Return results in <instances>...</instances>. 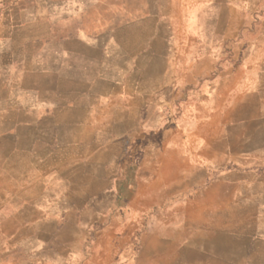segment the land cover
<instances>
[{"label":"crops","instance_id":"crops-1","mask_svg":"<svg viewBox=\"0 0 264 264\" xmlns=\"http://www.w3.org/2000/svg\"><path fill=\"white\" fill-rule=\"evenodd\" d=\"M9 1L0 0V264H91L85 212L119 193L127 144L139 150L130 192L209 211L179 218L178 241L192 234L210 258L264 264V0H65L49 12V36L40 4L17 0L11 21ZM202 32L211 48L245 35L225 77L242 89L185 91L202 74ZM182 98L174 124L170 106Z\"/></svg>","mask_w":264,"mask_h":264},{"label":"rangeland","instance_id":"rangeland-1","mask_svg":"<svg viewBox=\"0 0 264 264\" xmlns=\"http://www.w3.org/2000/svg\"><path fill=\"white\" fill-rule=\"evenodd\" d=\"M16 3L17 0L9 1L10 10L14 12V16L10 17L11 21L17 20ZM39 4L43 16L42 31L44 35L49 36L48 28L45 26L50 20L49 12L54 10L64 12L66 1L41 0L40 3H33L28 0L26 2V6L29 5L31 8ZM211 11L219 15L218 20L221 19L219 17H223L225 26L230 24V18H225L229 13L228 10L215 5ZM58 20L64 21V18ZM206 21L209 22L208 19ZM223 36L225 43L211 48L213 41L211 34L202 32L201 35H196L201 42V48L198 51L195 50V60L201 64L202 74L195 83L186 85V92L197 90L201 91L202 95L209 96V91L242 89V82L225 80V77L235 72L237 64L243 58V49L235 48V44H240L245 35L238 33ZM182 100L183 98L170 106L174 124L181 116ZM133 136L127 135V140L124 141L129 143L133 140ZM123 148L127 154L121 164L122 184L116 185L119 193L107 195L104 208L85 212L89 216V236L84 242V250L91 256V260L93 257L91 264L102 262H105L104 264H236L241 261L236 257L210 258L209 250L205 249L204 242L202 251L197 252L194 249L192 234L186 233L180 236L181 240L178 241L179 218L201 217L203 219L209 217V211L178 209L177 203L169 206L152 205L151 201L146 200L145 195L130 192V187L136 180L132 175L136 171L135 154L139 150L136 146L128 144ZM219 213L217 217H220L222 213L225 217V211H219ZM236 215V211H233L230 216ZM169 222L171 226H168ZM169 236L175 240L169 241Z\"/></svg>","mask_w":264,"mask_h":264}]
</instances>
